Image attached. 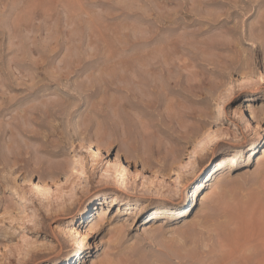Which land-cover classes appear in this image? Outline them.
<instances>
[{
  "label": "rangeland",
  "instance_id": "obj_1",
  "mask_svg": "<svg viewBox=\"0 0 264 264\" xmlns=\"http://www.w3.org/2000/svg\"><path fill=\"white\" fill-rule=\"evenodd\" d=\"M260 232L264 0H0V264H242Z\"/></svg>",
  "mask_w": 264,
  "mask_h": 264
},
{
  "label": "bare ground",
  "instance_id": "obj_2",
  "mask_svg": "<svg viewBox=\"0 0 264 264\" xmlns=\"http://www.w3.org/2000/svg\"><path fill=\"white\" fill-rule=\"evenodd\" d=\"M231 167H235L237 165V161L235 160H228V159H224L219 165V168H225L227 165H229V163H231ZM78 173L77 177L80 179V177L84 176V173L79 169L76 171ZM213 178V176L211 177V179ZM204 186V185H202ZM206 187V186H205ZM250 215V214H249ZM238 216V215H236ZM244 216V215H243ZM237 219V218H236ZM234 223V222H231ZM235 223H237L235 221ZM248 223V222H247ZM247 223L242 221L238 222V224H236L235 229H233L230 233L231 237H238L243 233V225H247ZM231 226V225H230ZM250 226V225H249ZM233 227V226H231ZM248 227V225H247ZM248 229V228H247ZM250 229V228H249ZM249 233V232H247ZM251 233V232H250ZM253 234V233H251ZM97 235V231L93 230L90 232V237L96 236ZM246 235V234H245ZM257 235V234H256ZM252 236V235H250ZM258 236V237H257ZM255 240H250V241H246L247 244L246 246L244 245V255H242V264H264V232L263 233H259V235H257ZM242 237H244V235H242ZM88 239V238H87ZM224 239V238H223ZM253 239V238H250ZM226 240V239H225ZM232 241V240H231ZM245 241V239L243 240ZM242 242V241H241ZM230 243V242H229ZM232 243V242H231ZM245 243V242H244ZM232 246V245H231ZM242 247V248H243ZM235 248V247H234ZM226 250V249H225ZM238 250V249H237ZM249 252V253H248ZM239 254V253H238ZM233 257V256H232ZM238 257V256H237ZM238 260V259H237ZM241 263V262H240Z\"/></svg>",
  "mask_w": 264,
  "mask_h": 264
}]
</instances>
